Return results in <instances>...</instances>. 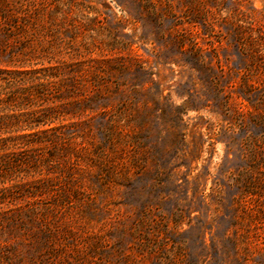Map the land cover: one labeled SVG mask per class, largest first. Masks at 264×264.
<instances>
[{"label":"rangeland","instance_id":"obj_1","mask_svg":"<svg viewBox=\"0 0 264 264\" xmlns=\"http://www.w3.org/2000/svg\"><path fill=\"white\" fill-rule=\"evenodd\" d=\"M18 66L57 77L0 264H264V0H0Z\"/></svg>","mask_w":264,"mask_h":264},{"label":"trees","instance_id":"obj_2","mask_svg":"<svg viewBox=\"0 0 264 264\" xmlns=\"http://www.w3.org/2000/svg\"><path fill=\"white\" fill-rule=\"evenodd\" d=\"M19 67L22 66L0 68V210L2 204L13 209L15 202L27 194L22 180L8 186L6 182L24 175L23 167L29 163L25 152L43 147V130H36L43 125V110L35 108L36 102L43 98V84L48 85L57 77V74L43 77V68ZM28 103L29 108L35 107L27 110Z\"/></svg>","mask_w":264,"mask_h":264}]
</instances>
